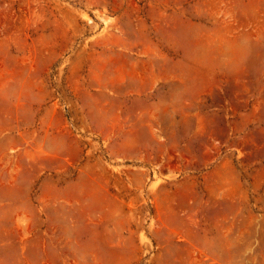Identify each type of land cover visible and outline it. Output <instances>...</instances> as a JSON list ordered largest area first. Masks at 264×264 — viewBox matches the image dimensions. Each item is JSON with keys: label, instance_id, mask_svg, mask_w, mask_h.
Here are the masks:
<instances>
[{"label": "rangeland", "instance_id": "rangeland-1", "mask_svg": "<svg viewBox=\"0 0 264 264\" xmlns=\"http://www.w3.org/2000/svg\"><path fill=\"white\" fill-rule=\"evenodd\" d=\"M0 264H264V0H0Z\"/></svg>", "mask_w": 264, "mask_h": 264}]
</instances>
